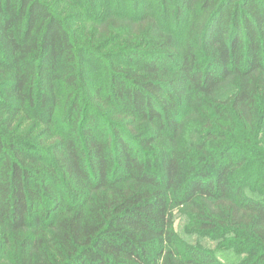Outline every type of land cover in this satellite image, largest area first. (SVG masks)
Instances as JSON below:
<instances>
[{
  "label": "trees",
  "instance_id": "1",
  "mask_svg": "<svg viewBox=\"0 0 264 264\" xmlns=\"http://www.w3.org/2000/svg\"><path fill=\"white\" fill-rule=\"evenodd\" d=\"M78 1L0 0V264H264V0Z\"/></svg>",
  "mask_w": 264,
  "mask_h": 264
},
{
  "label": "rangeland",
  "instance_id": "2",
  "mask_svg": "<svg viewBox=\"0 0 264 264\" xmlns=\"http://www.w3.org/2000/svg\"><path fill=\"white\" fill-rule=\"evenodd\" d=\"M46 3L49 7L56 10L59 16L63 19L71 33L75 36H79V31L82 29V26L74 23L71 15L73 13L80 14L83 18L84 6L78 0H41ZM86 46L84 44H80ZM106 45V44H103ZM107 46H103L100 50L101 53L107 50ZM92 69V64H88ZM94 70V69H93ZM194 137V130L191 129L187 132L186 138L191 139ZM256 195V194H255ZM186 217L181 214L179 210L174 212V226L179 236L186 242L191 244H199L206 248H209L214 252V255L224 262L225 264H238L241 260V254L235 252L229 246H226L224 243L215 240L209 236H203L195 232H191L186 228Z\"/></svg>",
  "mask_w": 264,
  "mask_h": 264
}]
</instances>
